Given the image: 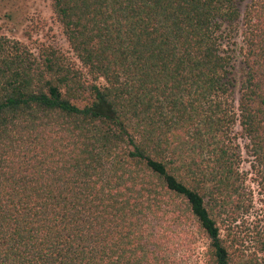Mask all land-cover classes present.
<instances>
[{"label": "trees", "instance_id": "obj_1", "mask_svg": "<svg viewBox=\"0 0 264 264\" xmlns=\"http://www.w3.org/2000/svg\"><path fill=\"white\" fill-rule=\"evenodd\" d=\"M50 3L69 53L0 36V264H170L182 226L264 264L220 224L264 201V0Z\"/></svg>", "mask_w": 264, "mask_h": 264}, {"label": "rangeland", "instance_id": "obj_2", "mask_svg": "<svg viewBox=\"0 0 264 264\" xmlns=\"http://www.w3.org/2000/svg\"><path fill=\"white\" fill-rule=\"evenodd\" d=\"M0 36L18 40L34 51L40 44H45L69 53L50 0H0ZM244 167L248 168L246 162ZM249 185L252 192L249 211L236 221L225 219L220 223L222 237L233 253L231 255H250L264 260L256 241L257 234L264 232V201L253 181L250 180ZM168 238L170 241L166 240V245L170 264L193 263L199 259L205 246V241L190 226L177 228L175 234Z\"/></svg>", "mask_w": 264, "mask_h": 264}]
</instances>
